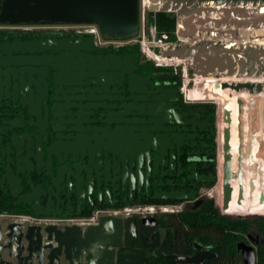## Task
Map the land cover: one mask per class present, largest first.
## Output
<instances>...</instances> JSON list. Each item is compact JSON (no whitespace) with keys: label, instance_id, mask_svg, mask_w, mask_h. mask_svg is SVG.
I'll return each mask as SVG.
<instances>
[{"label":"water","instance_id":"1","mask_svg":"<svg viewBox=\"0 0 264 264\" xmlns=\"http://www.w3.org/2000/svg\"><path fill=\"white\" fill-rule=\"evenodd\" d=\"M149 2V10L173 12L175 23L181 26L176 33L180 45L164 50L165 56L190 58L192 72L201 77L242 78L243 75L249 78L261 73L264 45L254 41L256 37H264V12L260 11V0ZM0 23L95 24L104 40H126L138 31V0H0ZM226 34L235 40L234 45L227 46L220 39ZM2 48L0 86L7 88L13 98L19 97V107L30 118L24 121L22 111V114L18 112L17 121L12 118L14 113L7 110L0 114L6 118L1 123L10 131L25 126L34 129V133L11 135L7 148L12 147L16 156L24 147L28 150L27 155L31 152L35 167L46 169L48 191L57 192L64 179H72L76 186L84 181L89 188L92 178L126 186L131 191L149 181L156 183L158 176H171L176 168H180V161L175 159L173 152L180 147V141L175 133H171V126L192 124L190 118H197V115L178 105V90L165 87L169 83L166 78L158 81L139 73L135 54L100 52L90 36L60 38L49 35L39 40L13 41ZM43 52L49 54L40 55ZM171 77L178 76L173 74ZM43 83L49 91L45 96L40 93ZM210 84L207 86L202 82L198 87L203 88L205 98L209 90L220 102L224 123L223 149L227 152L231 114L236 111L239 119L242 111L243 99L235 94L243 91L250 95L264 93V82L246 79ZM218 90L224 91L225 95ZM247 101L251 107L256 98L252 96ZM10 107L13 109L15 103L4 104V108ZM259 119L262 133V97L259 98ZM193 123L198 126L196 121ZM197 129L201 131L199 127ZM41 147L46 160L54 158V168L51 169L48 162L40 163ZM229 156L224 155L222 175L224 209L232 199L233 189L229 181ZM64 157L71 160L77 157L85 164L64 168ZM185 160L189 162L190 158ZM185 170L187 180H214L208 174H200L193 163L187 164ZM17 171L23 172L22 168ZM241 175L239 168L233 177L237 181V205L242 204L243 198ZM253 188L250 178V199ZM9 191L14 197L18 194L12 188ZM153 197L190 199L194 196L192 192L170 191L156 192ZM263 200L260 193L259 202L263 203ZM20 202L30 205L33 215L49 214L37 209L35 196L32 199L31 195L19 196L16 203ZM130 220V217L122 219L107 215L101 216L97 224L88 226L82 239L88 244V235L96 233L97 238L92 244H100L101 248L87 255L86 264H108L100 252L109 243L106 237L111 236L113 244H117L118 236L126 235ZM72 228L80 229L78 226ZM76 240L77 249L81 239ZM72 243L68 228L47 226L41 230L38 226H29L23 229L19 223H8L3 231L0 230V264H10L2 259L4 251L13 254L15 264H43L42 256L47 264H63L61 260L68 259ZM240 246L244 264H255L253 248L238 244V248ZM73 260L80 264L74 258L69 259V264H73Z\"/></svg>","mask_w":264,"mask_h":264},{"label":"flooded vegetation","instance_id":"2","mask_svg":"<svg viewBox=\"0 0 264 264\" xmlns=\"http://www.w3.org/2000/svg\"><path fill=\"white\" fill-rule=\"evenodd\" d=\"M62 25L64 24L0 23V52L3 50V46L9 45L13 41L39 40L49 35L60 38L89 35L78 34L69 29L56 28V26ZM94 44L99 46L100 52L135 54L124 51V49L121 50L120 47L123 45H105L96 41H94ZM111 47L117 48V50ZM48 54V52H43L40 55ZM136 56L138 58L139 73L158 81L166 78L169 83L165 87L178 90V105L182 109L192 111L197 115V118H190L192 124L171 126L173 128L171 133H175L180 141V147L173 151L176 156L175 159L177 158L180 161V168H176L171 176H158L156 183L149 181L147 185L142 184L138 189L133 188L131 191L126 186H120L116 183L110 184L94 178L89 182V188L84 181H80L76 186L72 179L68 181L64 179V184H61L62 187L58 186L57 192L53 189L48 191L49 178L45 175L46 169L43 166L38 169L35 167L32 163L31 152L27 155L28 150L24 147L19 149L20 153L16 156L12 147L7 148L11 135L34 133V129L25 126L23 129L6 130L1 123L6 118L0 115V204L8 206L6 210L0 211V230L3 231L4 225L13 222L19 223L23 229L29 226H38L41 230L47 226H54L59 229L68 228V235L72 238L73 243L71 244V250H68L70 251L68 259L64 258L61 261L63 264H69V259L74 258L78 259L80 264H86L87 255H92L101 248L100 244H92V240L97 238L96 233H90L88 244H85L82 237L87 227L97 224L101 216L109 215L122 219L130 217L131 220L126 235H123V233L119 235L117 244H113L111 236L106 237V241L109 243L105 245L104 251L100 252L105 256L104 260L108 264H244L242 248L241 246L238 248V244L253 248L256 264L257 247L263 242V238L255 229H249L242 238H238L230 244L227 228L220 229V227L201 225L190 227L189 223L180 221V217L183 213L190 212L195 216L200 215L198 220V223H200V219L205 218L208 220L210 216H214L216 221L220 217L253 218L260 216L259 213H253L249 209L246 211V209L236 204L238 188L236 178L233 177L240 168L242 170V204H261L259 202L260 193L264 197V191L261 187L262 182H258V169H260V175H262L258 159L262 160L264 155V146H261L264 143L261 139L264 125L261 133L259 98L262 97L263 99L264 122V93L250 95L243 91L235 94V96L238 95L243 99L242 111L239 119L236 111L231 114L228 140L230 148L225 152L222 134L224 123L220 114V102L212 97L209 90L207 92L208 97L205 98L203 88H198L196 101L185 102L182 97L181 76L178 73L149 74L143 72L140 57ZM173 74L178 77L172 78ZM254 79L264 80V78L251 77L247 80L253 81ZM241 80H246V78L235 77L228 81ZM0 84H2L1 80ZM40 93L43 96L49 93V91L47 92V85L44 83L40 85ZM252 96L256 98V101L250 107V102L247 100ZM24 98L27 100V97L24 96ZM32 99L33 97H31ZM47 99H49V95ZM5 103H15V107L13 109L11 107L9 109L4 108ZM7 110L14 113L12 118H17V121H19L18 112L22 114V111L25 117L24 121L30 118L24 113V109L19 107V97L13 98L7 88L0 86V114ZM245 113L247 117L244 118ZM195 121L198 126L193 123ZM245 128L247 131H245ZM255 141L260 144V152L257 156L253 152ZM43 147L39 150L40 163L48 162L50 168H54V158L46 160ZM225 154L230 155L231 174L229 181L233 189L231 192L232 199L228 202V207L224 209L222 175ZM185 158H190V161L187 162ZM250 160L253 162L250 163ZM26 161L28 162L26 163ZM63 163L64 168L75 164L79 166L85 164L84 160L80 162L77 157L75 160L64 157ZM192 163L200 174H208L214 180L202 182L187 180L185 166ZM21 168L23 172L17 171ZM250 178H252L254 185L251 192L252 199L249 197ZM10 188L18 193L17 196H12L9 191ZM170 191L182 192L183 194L192 192L194 197L190 199L153 197L156 192L169 193ZM22 195H31V199L35 196L37 209L47 211L49 214L33 215L30 205L22 202L16 203L17 198ZM136 204L154 205V212L147 214L126 213L125 207ZM65 212L68 215H63ZM206 223L210 224L211 222L208 220ZM73 226H78L80 229L72 228ZM77 238L81 239V242H79V247L76 249ZM2 255L3 261L15 264L13 254L8 255L4 251ZM42 263L47 264L44 256H42ZM56 263L54 262V264ZM73 264H76L75 260H73Z\"/></svg>","mask_w":264,"mask_h":264},{"label":"built area","instance_id":"3","mask_svg":"<svg viewBox=\"0 0 264 264\" xmlns=\"http://www.w3.org/2000/svg\"><path fill=\"white\" fill-rule=\"evenodd\" d=\"M149 0H138V9H139V27L137 34L126 40H102L99 36L98 28L95 24H64L62 26H56V28H64L73 30L78 34H89L93 35V40L100 44H109L113 46L124 45V44H133L137 43L139 45V51L141 54L140 62L142 64L146 61L152 62L155 66H162L171 68L173 73H178L181 76V90L183 101L185 102H194L196 101V96L190 93L192 86L195 89H198V83H206L208 79L213 80L212 82L228 81L231 77H215L207 76L201 77L192 72L191 69V59L190 58H179L174 56H165L163 51L166 49H172L175 46H179L181 41L176 39L175 42L168 41V34L162 32L157 34L155 29V24L151 23L146 26V17L145 12L148 9ZM157 11V10H152ZM168 12V11H167ZM263 12V11H262ZM181 27L180 24L175 23V34L177 33L178 28ZM227 46L234 45V39L224 40L222 39ZM217 41V40H215ZM240 41V40H239ZM244 43V41H240ZM260 44V43H259ZM261 45H264L261 43ZM262 69H264V61L262 64ZM191 70V72H190ZM190 72V73H189ZM264 78V77H263ZM154 205H141L136 204L132 206L125 207L126 213H140L147 214L154 212Z\"/></svg>","mask_w":264,"mask_h":264},{"label":"trees","instance_id":"4","mask_svg":"<svg viewBox=\"0 0 264 264\" xmlns=\"http://www.w3.org/2000/svg\"><path fill=\"white\" fill-rule=\"evenodd\" d=\"M146 26L151 23L155 24V29L157 34L165 32L168 34V41L175 42L176 34H175V16L171 15L165 11H152L146 10ZM139 49V45L137 43L123 45L120 48H123L124 51L132 52L136 54L135 48ZM137 55V54H136ZM150 62V61H149ZM162 66H155L152 62L150 65L145 66L144 69H148L149 74H157V70ZM167 68L168 67H164ZM156 71V72H155ZM173 73L171 68L170 72ZM8 206L6 204H0V211L6 210ZM211 210V209H207ZM199 216H195L193 213L187 212L183 213L180 217V221L184 223H189L190 227L198 226H212V227H220L228 229V239L230 244L233 243L234 240L240 239L243 235L251 228L255 229L256 232L260 234L263 238V242L260 243L257 247V261L256 264H264V215L256 216L253 218H219L218 221L215 220L214 216H210L208 220H210V224L206 222L208 220L200 219V223H198Z\"/></svg>","mask_w":264,"mask_h":264},{"label":"bare ground","instance_id":"5","mask_svg":"<svg viewBox=\"0 0 264 264\" xmlns=\"http://www.w3.org/2000/svg\"><path fill=\"white\" fill-rule=\"evenodd\" d=\"M230 41V40H229ZM252 41V40H251ZM256 43H263L264 42V38H255ZM264 44V43H263ZM212 76V75H211ZM233 78V77H232ZM259 78V77H258ZM248 79V78H246ZM256 80H261V79H254L253 81H256ZM208 83L213 80L211 79H208L207 80ZM261 81H264V80H261ZM213 83H211L209 86H212ZM208 86V84H206ZM197 90V89H196ZM220 93H222V95H225L224 91H221V90H218ZM194 96H196L195 94H193ZM232 105V104H231ZM234 113V112H233ZM247 117V114L245 113L244 114V118ZM234 118H235V114H234ZM245 131H247V129L245 128ZM261 139L264 141V132L261 136ZM256 147V141L254 142V145H253V152H254V155L257 156V154L260 152V145L256 147V149L254 150V148ZM262 161V163H261ZM258 162L260 163V167L262 169V175L258 174V182H262V189L264 191V177H263V173H264V155H263V158L262 160H260V158L258 159ZM241 206L242 208L246 209V211H248V209L253 212V213H264V202L261 203V204H254V203H251V204H241L239 205ZM248 214V213H247ZM245 215V214H244Z\"/></svg>","mask_w":264,"mask_h":264},{"label":"rangeland","instance_id":"6","mask_svg":"<svg viewBox=\"0 0 264 264\" xmlns=\"http://www.w3.org/2000/svg\"><path fill=\"white\" fill-rule=\"evenodd\" d=\"M260 3H261V5H260V11H263L264 12V0H260ZM167 12V11H166ZM167 13H169V14H171V15H174V13L173 12H167ZM87 36H90V37H93V35H87ZM99 36H100V34H99ZM256 38H259V37H256ZM260 38H264V37H260ZM100 39H102L103 40V38L100 36ZM220 39H224V40H232V38H231V36L230 35H228V34H226V35H221L220 36ZM249 42L250 43H254V41H251V40H249ZM264 43V42H263ZM261 44V43H260ZM112 49H114V50H117V48H113V47H111ZM121 50L123 49V48H120ZM135 51H136V54L141 58V54H140V51H139V49L136 47L135 48ZM147 65H150V62L149 61H146V62H144L142 65H141V70L143 71V72H148V69H144L145 68V66H147ZM156 72V71H155ZM157 72L158 73H165V72H170V68H164V67H161V68H159L158 70H157ZM190 72H191V70H190ZM189 72V73H190ZM246 76H243L242 75V78H245ZM263 78L264 77V69H262V71H261V73H259V74H257V75H252L251 76V78ZM232 78V77H231ZM233 78H235V77H233ZM209 83H214V82H209ZM206 84H208V82H206ZM264 144V143H263ZM261 145V146H264V145ZM260 144L258 143V141H256V147L257 146H259ZM256 147L254 148V150L256 149ZM263 177H264V173H263ZM260 215H264V213H259Z\"/></svg>","mask_w":264,"mask_h":264},{"label":"crops","instance_id":"7","mask_svg":"<svg viewBox=\"0 0 264 264\" xmlns=\"http://www.w3.org/2000/svg\"><path fill=\"white\" fill-rule=\"evenodd\" d=\"M197 90L192 86L190 93L195 94L197 96Z\"/></svg>","mask_w":264,"mask_h":264}]
</instances>
